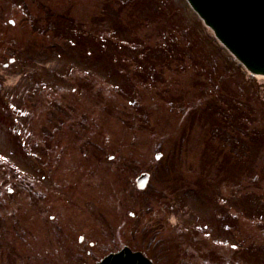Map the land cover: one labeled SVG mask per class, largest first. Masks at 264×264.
I'll return each instance as SVG.
<instances>
[{"label":"rangeland","instance_id":"rangeland-1","mask_svg":"<svg viewBox=\"0 0 264 264\" xmlns=\"http://www.w3.org/2000/svg\"><path fill=\"white\" fill-rule=\"evenodd\" d=\"M0 8V264H49L52 213L159 232L170 263L264 264V76L186 0Z\"/></svg>","mask_w":264,"mask_h":264},{"label":"water","instance_id":"water-1","mask_svg":"<svg viewBox=\"0 0 264 264\" xmlns=\"http://www.w3.org/2000/svg\"><path fill=\"white\" fill-rule=\"evenodd\" d=\"M188 1L249 71L264 75V0ZM148 179L149 174L142 173L137 178L138 186L145 187ZM143 261L149 262L141 253L123 250L107 256L100 264H144Z\"/></svg>","mask_w":264,"mask_h":264},{"label":"flooded vegetation","instance_id":"flooded-vegetation-1","mask_svg":"<svg viewBox=\"0 0 264 264\" xmlns=\"http://www.w3.org/2000/svg\"><path fill=\"white\" fill-rule=\"evenodd\" d=\"M7 3L13 4L12 1H7ZM1 13L0 11V18ZM23 13L29 16L28 13ZM50 222L51 227L55 223L53 236L59 244V252L50 253L49 264H98L107 254L116 252L125 246H129L133 251L143 252L154 264H190V262L200 264L194 257L183 258L182 261L180 257L172 258L171 263L167 261L164 257L167 252H162V240L157 235L159 232L146 240L144 246H138L128 242L121 243V241L112 239L110 235H101L99 229L93 226H83L77 222L63 223L61 216L56 213L51 214Z\"/></svg>","mask_w":264,"mask_h":264},{"label":"trees","instance_id":"trees-1","mask_svg":"<svg viewBox=\"0 0 264 264\" xmlns=\"http://www.w3.org/2000/svg\"><path fill=\"white\" fill-rule=\"evenodd\" d=\"M188 43H190V45H191V40H190ZM178 44H179V43H178ZM185 45H186V44H185ZM179 47H181L180 44H179Z\"/></svg>","mask_w":264,"mask_h":264}]
</instances>
